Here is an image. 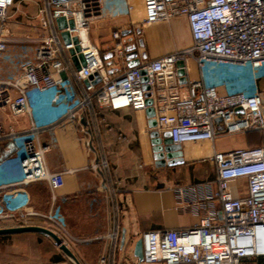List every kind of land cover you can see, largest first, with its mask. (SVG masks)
Wrapping results in <instances>:
<instances>
[{
  "label": "built area",
  "instance_id": "obj_1",
  "mask_svg": "<svg viewBox=\"0 0 264 264\" xmlns=\"http://www.w3.org/2000/svg\"><path fill=\"white\" fill-rule=\"evenodd\" d=\"M105 1L38 0L36 35L30 39L36 44L33 59L22 64L18 77L0 78V109L32 117L25 132L10 130L7 135L11 139L23 136L13 153L20 176L0 189L42 181L54 201L55 191L64 184L63 173L47 168L45 156L51 147L40 143L41 134L60 121L80 125L82 115L94 121L106 110H132L141 117L149 160L140 167L154 165L150 131H156L161 140L162 133L168 132L171 144L180 147L189 143L213 147L219 135H264V102L258 87L264 78V0H140L141 17L131 19L129 30L112 31L104 57L90 41L89 30L101 17ZM15 3L0 0V54L14 41L9 10ZM126 11H134L131 0ZM58 18L64 19L65 28L58 29ZM175 18L186 19L190 44L157 58H143L139 27ZM133 52L138 64L128 67L126 55ZM34 93H48L58 100L59 116L50 122L35 119ZM148 108L154 111L153 129L145 115ZM81 132L92 150L89 129L81 126ZM202 161L214 167L215 190L178 189L203 211L198 223L186 229L142 233L139 264H248L264 258V139L258 146L227 152L212 148ZM90 169L103 176L108 164L97 160ZM34 219L46 221L49 227L45 228L66 245L64 238L69 235L53 210L42 214L28 205L0 207V229L32 226ZM115 237L116 231L108 234L111 240ZM104 262L100 258L99 264Z\"/></svg>",
  "mask_w": 264,
  "mask_h": 264
},
{
  "label": "crops",
  "instance_id": "obj_2",
  "mask_svg": "<svg viewBox=\"0 0 264 264\" xmlns=\"http://www.w3.org/2000/svg\"><path fill=\"white\" fill-rule=\"evenodd\" d=\"M127 2L106 0L101 17L90 27L89 39L100 48L104 57L112 31L129 30L132 28L131 19L141 17V1L131 0L132 14L126 11ZM36 16L37 9L35 20ZM162 25L170 27L174 34L165 33L167 38L157 41L154 29ZM138 32L145 59L160 57L191 42L184 18L139 27ZM72 84L79 89L75 82ZM258 87L264 102V78L259 80ZM33 96L35 119L50 122L59 116L58 100L48 93H34ZM31 120L29 115L13 116L0 109V181L19 179L13 153L23 136L11 139L7 135L10 130L16 134L25 132ZM92 120L83 115L80 119V125L89 129L87 136L92 139V150L86 146L87 137L81 132V126L74 121L57 122L40 136V143L51 147L45 156L47 168L51 172L63 173L64 184L55 191L54 201H51L47 183L42 181L0 189V207L5 210L22 205L42 214L53 210L69 235L64 238L66 245L80 264H99L102 257L104 264H139L134 256V246L141 240L142 233L195 226L203 211L194 208L178 189L205 186L210 191L215 190L214 167L202 158L212 148L227 152L258 146L264 139L259 132L219 135L213 147L208 143L182 146V164L140 167L142 163L148 165L149 153L139 115L132 110H106ZM101 159L108 164V171L103 176L90 169L92 162ZM244 193L242 191L240 195ZM214 206L218 207L216 203ZM31 225L49 227L46 221L39 219H34ZM113 231H116V237L111 240L108 234ZM7 237L26 239L29 244H14L11 248L18 257L9 261L0 256L2 264H71L46 237L30 233L0 236ZM259 260L252 264H261Z\"/></svg>",
  "mask_w": 264,
  "mask_h": 264
},
{
  "label": "rangeland",
  "instance_id": "obj_3",
  "mask_svg": "<svg viewBox=\"0 0 264 264\" xmlns=\"http://www.w3.org/2000/svg\"><path fill=\"white\" fill-rule=\"evenodd\" d=\"M37 7L38 0H16L14 8L11 9L10 13L14 17L10 14L9 27L11 29L12 23H14L15 26H12L13 31H11L14 35V41L8 43L5 51L0 54V78L18 77L21 73L22 64L33 59L36 44L30 39L36 35L33 27L36 25L34 14ZM154 30L157 41L167 38L165 33L174 34V32H170V27L165 25ZM17 181L16 178L5 182L0 181V185L13 184ZM18 243L28 245L29 240L15 237L0 238V256L9 261L15 260L18 254H14L11 247ZM259 261L264 264V258ZM253 262L256 261H251L248 264ZM0 264L2 263L0 262Z\"/></svg>",
  "mask_w": 264,
  "mask_h": 264
},
{
  "label": "water",
  "instance_id": "obj_4",
  "mask_svg": "<svg viewBox=\"0 0 264 264\" xmlns=\"http://www.w3.org/2000/svg\"><path fill=\"white\" fill-rule=\"evenodd\" d=\"M56 24L58 29L65 28V22L63 18H58L56 20ZM69 26L72 27V23L69 22ZM62 37L65 42H68V37L66 33L62 34ZM76 42V40H73ZM127 66L133 67L137 66L138 61L135 59V53H130L126 55ZM181 66V63L178 64ZM76 69L79 67L75 64ZM181 75L182 73L179 72ZM181 83H184V79H180ZM147 105H150L151 102L149 100L146 101ZM237 112H241L240 109H237ZM146 118L148 119V127L153 129L156 125L155 120L153 119L154 111L151 108L146 109L145 111ZM151 149L153 153L154 165L156 167H164L166 166H175L183 163L182 159V149L179 145H172L169 139V133H162L161 140L158 137L156 131H150L149 133ZM36 234L50 239L53 244L65 255V257L71 262V264H80L75 255L71 252V250L62 242V240L51 230L41 227V226H23V227H14V228H3L0 229V236L4 235H15V234ZM134 256L138 259L139 263L143 260V251H142V240L137 241L134 246Z\"/></svg>",
  "mask_w": 264,
  "mask_h": 264
}]
</instances>
